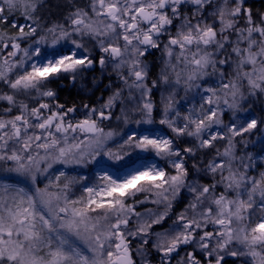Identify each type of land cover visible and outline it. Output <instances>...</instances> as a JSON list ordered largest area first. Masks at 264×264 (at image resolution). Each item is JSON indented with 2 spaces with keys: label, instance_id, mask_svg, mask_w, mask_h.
Returning <instances> with one entry per match:
<instances>
[{
  "label": "snow or ice",
  "instance_id": "snow-or-ice-1",
  "mask_svg": "<svg viewBox=\"0 0 264 264\" xmlns=\"http://www.w3.org/2000/svg\"><path fill=\"white\" fill-rule=\"evenodd\" d=\"M44 8L0 0V264H264V12Z\"/></svg>",
  "mask_w": 264,
  "mask_h": 264
},
{
  "label": "flooded vegetation",
  "instance_id": "flooded-vegetation-1",
  "mask_svg": "<svg viewBox=\"0 0 264 264\" xmlns=\"http://www.w3.org/2000/svg\"><path fill=\"white\" fill-rule=\"evenodd\" d=\"M86 3L87 0H84V4ZM247 3L249 6L253 7L255 11L264 12V0H247ZM152 59L158 67L159 53H156V55ZM93 76H96L98 78L100 77V70L98 68L88 74L83 81L85 88L90 89V91H82L80 84L72 85L70 83L64 82L60 85V96L62 94L61 92H74V101L78 104L82 101L96 102L97 100L101 99L102 96L106 97L109 93V89L105 87V85L109 82L108 78H100L99 83L95 87H93L90 83ZM153 264H156L155 258L153 259Z\"/></svg>",
  "mask_w": 264,
  "mask_h": 264
},
{
  "label": "trees",
  "instance_id": "trees-1",
  "mask_svg": "<svg viewBox=\"0 0 264 264\" xmlns=\"http://www.w3.org/2000/svg\"><path fill=\"white\" fill-rule=\"evenodd\" d=\"M80 0H74V3L78 4ZM47 2V3H46ZM70 0H46L45 8L41 12V15L48 17L52 21L61 20L63 16L67 15L70 10L71 5L69 4ZM22 19L21 17H17ZM60 98L68 103L74 101V92H61ZM259 107V104L257 105Z\"/></svg>",
  "mask_w": 264,
  "mask_h": 264
},
{
  "label": "rangeland",
  "instance_id": "rangeland-1",
  "mask_svg": "<svg viewBox=\"0 0 264 264\" xmlns=\"http://www.w3.org/2000/svg\"><path fill=\"white\" fill-rule=\"evenodd\" d=\"M46 1V0H45ZM71 2H69V4L71 5L72 3H74V0H70ZM47 3V2H46ZM79 5H83L84 4V0H80L79 1V3H78ZM155 99H156V101H157V103L159 102V93L157 92L156 93V95H155Z\"/></svg>",
  "mask_w": 264,
  "mask_h": 264
}]
</instances>
